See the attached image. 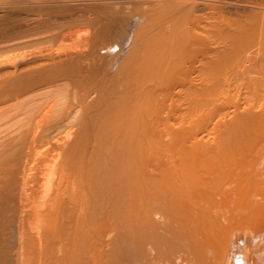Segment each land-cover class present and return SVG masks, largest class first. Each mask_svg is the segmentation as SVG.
<instances>
[{"label": "bare ground", "instance_id": "bare-ground-1", "mask_svg": "<svg viewBox=\"0 0 264 264\" xmlns=\"http://www.w3.org/2000/svg\"><path fill=\"white\" fill-rule=\"evenodd\" d=\"M133 4L128 16L119 11L127 23L113 15L116 26L126 27L117 31L123 39H112L104 86V68L97 76L86 68L88 75L80 74L90 78L81 76L73 88L75 63L88 60L70 58L73 65L53 49L66 67L58 60L53 71L48 51L42 65L51 73L41 65L0 89V104L17 100H8L7 109H18L10 115L0 109V175H13L22 152L37 142L45 147L55 139L62 153L44 157L31 197L22 186L8 204L3 199L6 220H16L28 200L31 220L23 214L22 228L28 222L31 234L13 231L17 243L3 250L0 264H117L111 255L122 262L128 254L141 264H264V0ZM60 6L47 8L66 14L69 5ZM31 26V35L42 28ZM37 59L35 66L21 61L20 70L34 69ZM66 69L75 70L66 74L73 76L67 85Z\"/></svg>", "mask_w": 264, "mask_h": 264}, {"label": "rangeland", "instance_id": "rangeland-1", "mask_svg": "<svg viewBox=\"0 0 264 264\" xmlns=\"http://www.w3.org/2000/svg\"><path fill=\"white\" fill-rule=\"evenodd\" d=\"M36 1V0H35ZM35 1L34 0H0V89H2V88H4V86H8L9 87V85L10 84H12V83H14L15 81L14 80H16V76H20V77H27V76H30V75H32V74H37V72H39L40 71V69H41V65H42V62H43V59L45 58V60L47 59H49V58H46L48 55H47V52L48 51H50V54H52V57H54L55 58V56H57V51H58V55H59V53H61L60 54V56H63V57H68L67 59H69V62H70V64H72L73 63V61H72V63H71V61H70V58H74L73 60H76L77 58V61L80 59H82V61H84V59H87L88 61H86L85 62V64H84V62H83V64L85 65H83V64H79V65H81L80 67V69H79V65L77 64V63H75V65H74V63H73V65L74 66H76L77 68H76V74H78L79 73V75L80 76H78V75H76L75 74V78H77V79H79L81 76H84V74H86V75H88L87 73L89 72V70H92L93 72H94V74L97 72V71H99L100 72V70L102 69V68H104V70L108 67V63H107V61L110 63L111 61H112V58L107 54L108 52H109V50H111V49H116V46L114 47V48H112V46H113V43H115L114 41H115V38L116 39H123V37H124V35H122V38H121V36H120V33H117V31L119 32V31H121L122 29H119L120 27H122L121 26V24H124V22H121V24L119 25L120 27H118V23H117V26H116V23H114V18H113V15H114V17L116 16L115 14H117V16L119 17L118 19H125L127 16H128V13L130 12V10H132L133 9V3H136V2H139L140 0H133V2H132V0H49V1H47V0H40L41 2H39V0H37L36 2H39V3H36L35 4ZM47 1V2H46ZM92 1V2H91ZM130 2H132L131 4H132V7H131V9L129 10L128 9V7L130 6V4L128 5V3H130ZM92 3H93V5L94 4H96L94 7L92 6ZM88 4H91V7H90V9H91V11H89L90 9H88L89 8V6L90 5H88ZM100 4V5H99ZM105 5V6H103L102 7V5ZM61 5V6H60ZM71 6V7H67L66 8V14H65V12H63V11H65V9H60L59 10V8H58V11H62V12H60V13H62L61 15H59V13H58V15H56V13L54 12V11H56V9H57V7L56 6H60V7H64V6ZM86 5H87V7H86ZM33 6H34V8H33ZM42 6V7H41ZM56 7V9H54V10H51L50 8H52L53 9V7ZM76 8H75V7ZM126 6H128L127 7V9H128V11L126 10ZM33 8V10H34V12H36V13H34L33 12V10H32V8ZM46 7V8H45ZM47 7H50V8H47ZM54 7V8H55ZM73 7V8H72ZM80 8V11H78L79 9L78 8ZM92 7H93V9H95V11H97L98 12V14H96L95 15V12L93 11V9H92ZM101 8V11L99 12V9H97L96 10V8ZM107 8V9H105V10H107V12H109V13H107V15L106 14H104V10L102 9V8ZM29 8V9H28ZM65 8V7H64ZM81 8H83V9H81ZM48 9H50L51 10V12L50 11H48L47 10V14H48V12H49V14H48V16H50L49 18H47V17H45V16H43V15H41V16H39V13L41 12V13H43L44 15H47V14H45L44 12L46 11V10ZM71 9H74V11L76 12V11H78L77 12V16L78 17H76L77 18V20H75V18H74V16H76V13H74L73 15V18L71 17L72 16V13L71 12H73ZM88 9V10H87ZM38 10H40V11H38ZM22 11H26V13H28V11H30L29 13L30 14H26L25 12H23L24 13V15H22L21 16V13H22ZM57 11V12H58ZM93 11V12H92ZM112 11H113V13H112ZM119 11H121L123 14H125V15H127L126 17H124L123 15H122V13L119 15ZM124 11V12H123ZM21 12V13H20ZM79 12L80 13H83V15H84V17H83V19H82V15L81 14H79ZM88 12V13H87ZM100 13L102 14L103 13V16H104V19H103V17H100L101 15H100ZM105 13H106V11H105ZM112 13V14H111ZM35 14V15H34ZM36 14H38V15H36ZM55 14V15H54ZM69 14V15H68ZM70 14H71V16H70ZM89 14V15H88ZM94 14V15H93ZM110 14V15H109ZM54 17H53V16ZM93 15V16H92ZM106 15V16H105ZM16 16H18V17H16ZM20 16V17H19ZM30 16H31V19L30 20H28L27 18L29 17L30 18ZM38 16V17H37ZM68 16V17H67ZM70 16V17H69ZM108 16H112V20H111V22H113V24L111 23V25L109 24V22L110 21H108V19L110 20V17L108 18ZM15 17H16V20H15ZM24 17V18H23ZM34 17V18H33ZM35 17H37V18H35ZM93 19H92V18ZM20 18H23L22 20L20 19ZM55 19L54 21H53V19ZM63 18V19H62ZM66 18V19H65ZM79 18V19H78ZM85 18V19H84ZM92 19V21H90V19ZM107 18V19H106ZM13 19H14V21H13ZM17 19L19 20V22L17 21ZM26 19V20H25ZM44 19V20H43ZM45 19H47L46 20V22H45ZM51 19H52V21H51ZM71 19V20H70ZM107 21H106V20ZM72 20H74V21H72ZM16 21L18 22V24H16ZM20 21H21V23H20ZM27 21V23H25ZM29 21H31L30 23H29ZM33 21H34V23H35V25L37 24L38 26L36 27H34V26H31V25H33ZM122 21V20H121ZM123 21H125L126 23L128 22L127 21V18H126V20H123ZM47 22H49V24H51V25H49L48 26V23ZM51 22V23H50ZM23 23H25V25H23ZM31 24L30 26H31V29L32 28H41V30H38L37 31V29H36V31H34V34L33 35H31L32 33L31 32H29V30L27 29V28H30V26L28 27V25L29 24ZM40 23V24H39ZM26 24H28V25H26ZM42 24V25H41ZM115 24V25H114ZM18 25V26H17ZM21 25V26H20ZM39 25H41V27L39 26ZM106 25H110L111 27L113 26V27H117V28H114V29H107V27L109 28V26H106ZM126 24H124V26H125ZM26 26H27V28H26ZM104 27H106L105 29H104ZM126 27V26H125ZM35 29H32V30H35ZM106 30L105 32H103L104 30ZM31 30V31H32ZM115 30H116V32H115ZM109 32V34L108 33H106V32ZM110 31H113V32H110ZM33 32V31H32ZM102 32H103V34H102ZM104 33H106L107 34V36H106V34H104ZM114 36H112V35ZM119 34V35H118ZM109 35H111L110 37H111V41H110V39L109 40H107V39H105V38H103V37H108ZM103 36V37H102ZM119 36V37H118ZM110 37H108V38H110ZM114 41H113V40ZM123 45L121 44V47H122ZM107 49H106V48ZM105 48V49H104ZM109 48V49H108ZM111 48V49H110ZM50 49H52V50H50ZM53 49H54V53L56 54L55 56H53ZM104 51H103V50ZM99 50V51H98ZM56 51V52H55ZM60 51H64L65 52V55L62 53V52H60ZM94 51V52H93ZM95 51L97 52H99L100 53V55H99V53H98V55H99V58H101V59H103V61L101 62L102 64V66L105 64V67L103 66V67H101L100 65H99V63H98V60H97V53H95ZM52 52V53H51ZM66 52H67V54H66ZM104 52V54H102ZM92 53H95L94 55L96 56L95 58H96V60H95V58H93L92 59V57H94V55H92ZM42 54H46V56H43ZM106 54L108 55V57H106L107 58V60H106V62H105V56H106ZM24 55V56H23ZM27 55V56H26ZM40 55V57H35L37 60H39V61H41L40 63L41 64H39V65H36V69L34 68H32L33 66H32V64H30L31 66L29 67V70H30V72L33 70V72H31L30 74L29 73H27V72H29V70L27 71L26 70V73H25V70L23 69V70H20L21 69V67H24V66H21V64L23 65V63H25L24 65L26 66V64H27V61H28V57H31V59L28 61V64L29 63H33V65L36 63H38L37 61H36V59L34 60L33 58V56H39ZM103 55V56H102ZM21 56V57H20ZM51 55H49V57H50ZM71 56V57H70ZM74 56V57H73ZM100 56H102V57H100ZM27 58V61H26V59H24V58ZM83 57V58H82ZM22 58H23V60H22ZM53 58V59H54ZM60 58H62V57H60ZM59 57H58V60L60 61L61 59H60ZM41 59V60H40ZM65 59V58H64ZM71 59V60H72ZM92 59V60H91ZM100 59V60H101ZM17 60H19V62L17 61ZM25 60V61H24ZM33 60V61H32ZM44 60V62H47V63H49V62H51V63H49V65H51L52 66V64L54 65V66H52V68L53 67H55V66H57V65H55V64H58V60H57V58H55L54 60H46L45 61ZM78 61V62H80L81 63V61ZM90 60H91V62H90ZM95 60V61H94ZM21 61L23 62V63H21ZM32 61V62H31ZM52 61H55L54 63H52ZM58 61V62H57ZM62 61V64H61V62H60V64L58 65V66H63V61H67L68 62V60H61ZM77 61H75V62H77ZM93 61V62H92ZM16 62V63H15ZM35 62V63H34ZM65 63L66 65L65 66H63V67H66L69 63ZM89 62L90 63H92V68H91V64L89 65ZM98 63V64H97ZM14 64V66L12 67V65ZM17 64V65H16ZM18 64L20 65V66H18ZM27 64V65H28ZM16 65V66H15ZM44 65H46V67H44ZM44 65H42L43 66V68L42 69H44L45 71H47V72H49V73H51V71L53 70V71H56V68L57 67H55V70L54 69H52L51 67L50 68H48L47 67V65L48 64H46V63H44ZM72 65V66H73ZM87 65H88V67H87ZM96 65V66H95ZM98 65H99V67H98ZM29 66V65H28ZM35 66V65H34ZM37 66H39V68L37 67ZM69 66H71V65H69ZM72 66L71 67H69V68H72ZM73 66V68H75ZM89 66H90V69H88L89 68ZM93 66H95V67H93ZM20 67V68H19ZM84 67V68H83ZM98 68V70H97V68ZM6 68H7V70L8 71H6ZM13 68H18L16 71H15V69H13ZM86 68H87V71H86ZM93 68H95V69H93ZM101 68V69H100ZM26 69H28L27 67H26ZM38 69V70H37ZM49 69H52L51 71H49ZM108 69V68H107ZM107 69L105 70V72H104V70L102 71L101 70V72L103 73H101V75L99 74V76L102 78L103 77V81H104V77L105 76H107ZM14 70V71H13ZM82 70H84V74L82 73V74H80L81 73V71ZM11 71H13L14 73H12ZM24 71V72H23ZM72 71V72H71ZM77 71H78V73H77ZM85 71L87 72V73H85ZM92 71H90L91 73H92ZM96 71V72H95ZM75 73V70L73 71L72 69L71 70H68V69H66L65 70V72H64V75L66 76V77H68V75H66V74H69V73H72V74H74ZM83 72V71H82ZM13 74V75H12ZM53 74H55V73H53ZM92 76H95V75H93V73L91 74ZM64 76V77H65ZM69 76H71V74L69 75ZM77 76V77H76ZM97 76V75H96ZM95 76V77H96ZM65 77V78H66ZM72 77L73 76H71V78L70 77H68L66 80H65V83H64V79L62 80L61 79V82L60 81H58V82H56L55 84H61L62 83V81H63V84H65V85H67L66 83L69 81V83L71 84V83H73V81H75L74 83H73V85L71 84V86H73V88H74V86L76 87V86H78V85H80V83L82 84V81L81 80H83L84 79V77L79 81L78 80V82L76 83V80H74V78H73V81H72ZM62 78V77H61ZM85 78H90V76L88 77V76H86ZM101 78H99L100 79V81L99 82H101L102 81V79ZM71 79V80H70ZM8 80H11L12 81V83H10V82H8ZM14 81V82H13ZM60 82V83H59ZM8 83H10V84H8ZM79 83V84H78ZM102 83V82H101ZM70 84H68L69 86H70ZM77 84V85H76ZM104 84H105V81H104V83H103V86H104ZM13 85V84H12ZM54 85V84H53ZM52 85V86H53ZM56 86V85H55ZM11 87V86H10ZM44 88H46L47 89V87H49V86H43ZM80 87V86H79ZM70 88V87H69ZM41 89V88H40ZM70 89H72V88H70ZM94 95H97V94H93L92 96V98L91 99H94V98H96V97H94ZM40 98H42V97H40ZM0 99L1 100H4V98H1L0 97ZM13 99H15V98H13ZM8 100L9 101H11V102H13L14 100H10V99H7L6 98V103H2V104H0V109H2V111H4L5 109H3V108H5L6 107V109H7V107L9 106V105H11L12 103L11 102H8ZM43 100V99H42ZM17 101V100H16ZM16 101H15V103H14V105L16 104ZM3 102V101H2ZM40 102H42V101H40ZM18 103V102H17ZM38 104V103H37ZM17 105V104H16ZM10 107V106H9ZM8 107V108H9ZM11 107H13V108H11L10 110L9 109H7V111L5 112H3L2 114L3 115H10V112L9 111H11V110H14L15 112H16V110H18V109H15L16 108V106H11ZM9 110V111H8ZM15 112L14 113H12V115L13 114H15ZM1 114V113H0ZM11 115V116H12ZM37 121V120H36ZM74 129V131L77 129V127H76V129L75 128H73ZM73 131V130H72ZM42 141V140H41ZM54 141V142H53ZM43 142H45L44 144H47V142L46 141H42L41 142V144L43 143ZM58 142V141H57ZM56 141H55V139L54 140H52V144H51V142H50V144H51V146H50V144L48 143V145H49V147H47V146H45V147H43L44 146V144H43V146H41L40 145V142H37L38 143V145H40L41 147H39V149H36L37 147H38V145L35 143L34 144V146L35 145H37L36 146V148H35V150H33L34 148H33V146L32 147H30L29 149H31V150H33V152L31 151V153H29V149H25L22 153L23 154H21V156H22V158H21V156H20V158L18 159L19 161H17L16 163H15V165L14 166H17V167H15V169L13 168L12 170H15L14 172H13V175H11L10 174V178L6 175V174H8V173H10V171L8 172V171H6V172H8V173H3V174H1V175H3L2 176V178L5 176V177H7V182H6V179H5V177L3 178V179H5V180H3V179H0V182H2L3 184H0V189L3 187H5L4 189H5V191H4V189L2 188V191H4V193H6L5 195H4V193L2 192V194H0L1 196H0V256H1V254L4 252L3 250H7L8 249V245H9V248L10 247H15V245H16V241L17 240H15V237L14 236H16V233L14 234V232H17L18 230H22L23 228H22V225H25V223H23V222H25V220H22L23 218V214H26V217H28V219H30L31 220V217L30 216H27L28 214V212H29V214H30V211L28 210V207H27V211H26V209L24 210V207H26L25 206V203H27L28 202V200L26 199V198H24V201H23V204H21V203H19V201H18V203H19V205L21 204L23 207H21L20 208V212H22V214L20 213L19 215V217H16V220H14L13 218H11V220L9 219H7L6 220V216H8V215H6L5 214V210L3 211V209H5V206L6 205H4L3 207H2V201H3V199H4V204L6 203V204H8L9 203V194L10 193H13L12 191H14L15 193H13L14 195H19L20 193H21V189H23L24 187L27 189L28 188V190H27V192H26V194H29V196L31 197V193L33 192V189H35V186H36V181L38 180V178L40 177V175H38L39 174V172L42 170H44V169H42V168H44V165H45V167H46V162H45V164L42 162V161H44V157L45 156H47V154H51L49 157H51V156H53V155H55V153L53 154V151H55L56 152V154H62L61 153V148L58 146V147H55V149H54V145H53V143L55 144V143H57ZM60 143V142H59ZM56 146H57V144H56ZM59 149V150H58ZM37 150H38V153H36L37 152ZM63 152V151H62ZM25 154V155H24ZM27 154V155H26ZM53 154V155H52ZM24 155V156H23ZM55 156H57V155H55ZM55 156H53V157H55ZM48 157V156H47ZM53 157H51V158H53ZM46 158V157H45ZM51 158H49V159H51ZM46 160V159H45ZM18 164V165H17ZM24 169V170H23ZM26 171V170H28L27 172L28 173H25V172H23V171ZM42 171L40 172V173H42ZM23 172V173H22ZM12 173V172H11ZM27 175V176H25V174ZM22 174H24V177H26V178H22L23 177V175ZM1 175H0V178H1ZM39 176V177H38ZM38 177V178H37ZM11 179V180H10ZM2 180V181H1ZM11 181V187H9L10 185V181ZM5 183V184H4ZM7 183H8V185H7ZM3 185H5V186H3ZM22 186H24L23 188H21ZM31 188V189H30ZM9 192V193H8ZM19 193V194H18ZM2 197V198H1ZM6 199V200H5ZM29 203V202H28ZM27 203V204H28ZM18 205V204H17ZM19 207V206H18ZM30 209V208H29ZM22 210H24V211H22ZM4 212V213H3ZM25 217V216H24ZM25 217V218H26ZM8 218V217H7ZM24 218V219H25ZM26 220H27V218H26ZM29 220V221H30ZM23 221V222H22ZM28 221V220H27ZM6 222H8V223H6ZM18 224V225H17ZM20 225H21V227H20ZM26 225H28V226H30L29 224H28V222L26 223ZM17 226H19V229H18V227L16 228ZM28 226H27V228H28ZM3 228H5L4 230H3ZM25 229V230H29V231H27V233L29 232L30 234H31V232H30V229L31 228H28V229ZM15 229V230H14ZM1 230H2V232L3 233H5V234H7V237H8V235H10V237H8V241L7 240H4V236L2 235V232H1ZM17 230V231H16ZM24 229H23V231H25ZM14 231V232H13ZM7 232V233H6ZM9 232H11L10 234H8ZM26 232V231H25ZM27 233H26V235H27ZM29 233H28V235L26 236V238L29 236ZM4 234V235H5ZM12 234H14V236L12 235ZM12 235V236H11ZM13 237V238H12ZM30 240V239H29ZM28 240V241H29ZM5 241H7V242H5ZM112 244L115 242V239L114 238H112V240L110 241ZM22 244H23V242H22ZM27 246V245H26ZM10 250H12V249H10ZM9 251V250H8ZM110 259H113L117 264H141V260H140V257H138V256H135V255H130V254H128V255H125V257H124V259H123V261L121 262V260H120V257L119 258H117V256L116 255H111L110 256Z\"/></svg>", "mask_w": 264, "mask_h": 264}]
</instances>
